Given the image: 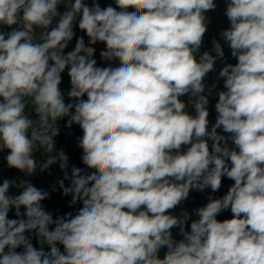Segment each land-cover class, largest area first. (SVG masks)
<instances>
[{
	"label": "clouds",
	"instance_id": "clouds-1",
	"mask_svg": "<svg viewBox=\"0 0 264 264\" xmlns=\"http://www.w3.org/2000/svg\"><path fill=\"white\" fill-rule=\"evenodd\" d=\"M113 3L0 0V152L25 176L0 183V264H264V0H226L219 36L237 62L218 73L211 128L205 78L225 52L200 49L214 0ZM65 118L82 130L85 168L70 173L54 139ZM57 164L82 206L54 218L27 177ZM223 177L222 197L172 214Z\"/></svg>",
	"mask_w": 264,
	"mask_h": 264
},
{
	"label": "rangeland",
	"instance_id": "rangeland-1",
	"mask_svg": "<svg viewBox=\"0 0 264 264\" xmlns=\"http://www.w3.org/2000/svg\"><path fill=\"white\" fill-rule=\"evenodd\" d=\"M87 3H89V5H91V0H86ZM214 2L216 3L217 7L215 8V10H210L207 11L205 13L206 17H207V32L203 38V43H202V47L200 49V52L203 53L204 51H209L212 55H216V53L212 50L213 49V44L212 41L213 39L219 40L220 43L224 46V52H225V58L223 60L221 59H217L215 62V68L213 71L209 72L208 75L205 78V83L208 87H211L214 83L216 84V89L212 91L211 94L208 95L209 98V105H208V110H209V128H211V125L215 123V119H216V111H215V103L218 99V95L217 92L219 90L223 89V78H219L218 79V73L220 71V69L224 66L225 63H232L235 64L237 61L234 57L231 56L230 53V49L228 48L227 45H224V41L223 39L219 36V33L226 29L229 26V22L227 20V17L225 16V8H226V0H214ZM99 3L101 5V7H106L108 4H113V0H99ZM61 11H63V7H61L60 9ZM131 11V9H130ZM79 36H84L85 38V42L87 43V37L84 33L80 32L79 29H76V37ZM76 43V38L74 37V39L71 41V43L69 44L68 49H66V51H70L74 48ZM96 48V53H95V58L97 59L98 62V66H106V63L103 62L100 58V51L104 49V45L98 43L97 45L94 46ZM115 64H118V62H114V66ZM60 88L62 91H64L65 93L67 92V90L70 88V79L67 75V71H65L62 74V83L60 85ZM207 94V92H206ZM185 101H187V96H185L183 98ZM66 101H67V97H66ZM189 113L194 114V108H192L191 106H189L186 109ZM60 125V131L62 128L61 123L59 122ZM78 126V125H77ZM219 131V130H218ZM56 149L60 150L63 149L65 151V153L67 154V156L69 157V166L71 164H73V160H71L68 152H67V147L62 144V143H57L56 144ZM7 151L4 152H0V173L6 172L7 173V178L6 179H24L25 176L23 173H21L19 170L14 169V168H9L7 166L5 157L7 155ZM37 156H39V153H37ZM57 176H64L63 172L60 170L59 165H53L49 170L44 171V172H40L39 170L31 177H27L28 179L31 180V182L38 188H42V189H47L48 185L51 184L52 179L56 178ZM233 183V181L229 180L227 177H223L222 178V186L220 188L219 191L212 193V196H214L215 198H220L222 197V193L221 190H226L228 191L229 187L231 186V184ZM13 193L16 192L15 189H13L12 191ZM192 200V196H191V191L189 194V198L184 201L182 203V205L178 206L175 210L172 211V214L174 215H179V213L183 210V209H187L189 212H191L194 208H198L201 206H204L205 204L203 203V197L202 195H200V199L199 201H194L195 204L191 205L189 202ZM223 213V212H221ZM232 215L227 216V218L225 219H230ZM196 217L193 215L192 219H195ZM189 226H190V221H189ZM172 234L173 237L177 240L181 239L182 237L179 235V229L178 228H173L172 229ZM166 249H162L160 252V257L163 258L164 253H165Z\"/></svg>",
	"mask_w": 264,
	"mask_h": 264
},
{
	"label": "trees",
	"instance_id": "trees-1",
	"mask_svg": "<svg viewBox=\"0 0 264 264\" xmlns=\"http://www.w3.org/2000/svg\"><path fill=\"white\" fill-rule=\"evenodd\" d=\"M59 122L62 125L61 131L59 133L60 143L64 144L67 147V152H68L71 160H73V164H71L68 168L69 173L71 171V166H73V165H75L76 167L85 168V166L82 164V161H81L82 149H80L77 146L78 145V138H79L80 132H81L80 127L75 125V124H73L71 127H66L65 125L67 123V118H65ZM209 143L211 144V141H209ZM85 170L90 171L88 169H85ZM8 176H7L6 172L0 173V183H2L3 180L6 179ZM63 178H64V176L59 178V180H62ZM69 182L70 181H65V186H67L69 184ZM53 186L56 187L55 191H53ZM53 186H51L49 190H46L50 193V198L43 201V205H44L46 211H49L53 214L54 218L58 215H64L68 212H75L80 206H82V205L78 204L76 206L69 207V202L71 200V196H64L62 193V190L59 189L57 182ZM11 191H13V189ZM226 192H227L226 190L222 189L221 190L222 196L224 194H226ZM200 195H202V197H203V203L206 204L208 202L207 197L209 195H212V191H211V189H206L202 192L192 190L191 191L192 200L189 203L191 205H194L195 204L194 201H196V202L199 201ZM230 215H232L231 211L225 210V211H223V213H220L218 215L217 219L222 221L225 218H227V216H230ZM9 217L15 218L14 210H12L9 213ZM33 244L37 247L39 246L35 240H33ZM61 250H63L62 246H61Z\"/></svg>",
	"mask_w": 264,
	"mask_h": 264
},
{
	"label": "crops",
	"instance_id": "crops-1",
	"mask_svg": "<svg viewBox=\"0 0 264 264\" xmlns=\"http://www.w3.org/2000/svg\"><path fill=\"white\" fill-rule=\"evenodd\" d=\"M59 178H61V176H57L56 178H53L51 184L48 185L47 189L44 190H49L50 187L53 186L59 180Z\"/></svg>",
	"mask_w": 264,
	"mask_h": 264
},
{
	"label": "built area",
	"instance_id": "built-area-1",
	"mask_svg": "<svg viewBox=\"0 0 264 264\" xmlns=\"http://www.w3.org/2000/svg\"><path fill=\"white\" fill-rule=\"evenodd\" d=\"M4 30H5V31H8L9 29L5 28ZM81 136H82V130H81V132H80V136H79V137H81ZM54 139H55L56 144H57V143H60L59 135H58L57 137H55Z\"/></svg>",
	"mask_w": 264,
	"mask_h": 264
}]
</instances>
